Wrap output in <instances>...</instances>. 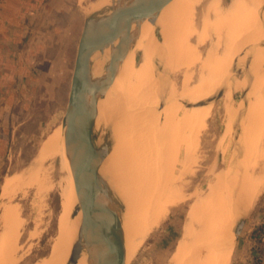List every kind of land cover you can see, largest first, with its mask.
I'll return each instance as SVG.
<instances>
[{
	"label": "rangeland",
	"instance_id": "1",
	"mask_svg": "<svg viewBox=\"0 0 264 264\" xmlns=\"http://www.w3.org/2000/svg\"><path fill=\"white\" fill-rule=\"evenodd\" d=\"M111 1L112 0H108V1L107 0H73V7L79 18L78 39L85 19L93 15L94 13L98 12L99 10L103 11L104 15L108 14L110 11L109 8L108 10L106 8L108 6H111ZM219 1L221 3L222 8H225V6L229 3V0H219ZM104 3L106 4L109 3V5L104 6ZM201 5L202 2L200 1L192 9L191 18L194 25V31L196 32L193 35H191V37L189 38V43H191L192 45H195V41H196L195 34L200 35V31L202 27L201 20L202 17L204 16V13ZM154 27L155 28H153L152 34L155 36V40L157 44H159L162 41V31L159 29L158 25ZM207 28L204 27L203 29H205V31L202 30L204 31V35H205L204 37L202 34V37H204L203 38L204 43L196 48L198 56L195 58L193 57L194 59H190V57L192 56H187L188 61L186 58V62H188V64H186L185 62L186 66L183 67L184 65L183 63L182 66H179L181 63L180 64L178 63L179 65L175 63L176 65H178L177 70L173 69L175 70L173 71L171 68L170 71V66L166 67V69L164 70L165 63H163L164 61H162V58L158 59L155 57L153 60L154 72L156 74L158 73L162 75V78L164 80H163V84L160 83L161 81L153 83V89L155 87L154 86L155 83L157 84L153 92V94L157 95V98H156V104L154 106L149 105L150 109L153 107L152 110L160 114L162 108L165 105L166 96L167 97L169 96L170 98L173 99L171 105L179 104V107L178 106L174 107L172 108L173 110L182 109L185 111H195V110H200V108H202L199 115L196 116L197 120L196 121L190 120L189 123L190 127L184 128L185 125H187L188 123L187 124L185 123V125L182 124V127L184 126L183 127L184 129L182 128L183 133L182 132L179 133L178 132L179 130L175 131L176 128L174 129V127L177 125L170 127V128L173 127L171 129V134L175 132L176 133L175 136L180 135V137L178 138L179 139L182 138L183 140H185L183 141L178 139L179 140L178 142L183 141L180 142L182 143L181 145L180 144L178 145V143L176 142L177 140H175L176 138L174 139L175 142L171 140L170 141L168 140L166 142L159 141L160 138L161 140L162 139L167 140L169 139V137H171V134L169 136L170 129L166 131L167 133L169 131L168 134L166 132H165L166 135L163 134L164 136L168 135L167 138L164 139V137L161 135L163 132L160 133V131L154 124H152V127L156 130L152 128L151 134L147 135L149 138L146 136L145 141L147 142L149 141L150 143H152L155 141L154 139L155 136L157 137L161 135L160 138H156L159 139L158 141L157 140L155 141L156 144L155 142L152 144L149 143L147 144V142L144 141V136L143 138L142 136H140V138H142L140 139L137 134H135L134 137H132L131 139H130L131 136L129 135L128 138L126 134H130V132L127 130L128 128L125 126L126 123L123 121L130 119L133 111H131V108L130 110H125L126 107L124 103L128 97L126 95L127 93L125 92L126 89H123L120 92L119 90L115 92L119 94V95L116 94L118 100L116 98L114 99V101H112V103H109L107 105L105 104L106 107L108 106L107 107L108 109L104 106L105 107L104 110L102 109L101 111L104 114V115L102 114L103 117L102 124H100L97 127L95 124H94L95 126H93V128H95L93 129L92 132V144L94 146V149L99 151L103 147L105 148V156L102 158L103 161L101 160V165L107 158H110L109 159L111 164L110 172L113 173L115 172L116 174V175L115 174L110 175V173H107V177H104L105 186L108 188L110 193L115 196V197L113 196L112 199L113 201L115 200V202H117L119 206H121L119 207L120 210H122V208L125 207L124 210L125 219H127L129 212L131 210H133L134 213L136 214L146 213V211L149 209V202H151V200L154 201L153 199L156 200L155 198L156 196L153 197V195H158L155 194L156 193L155 191L158 188L155 189L154 187L160 186L161 188L162 186H165L162 188H166V186L167 187L171 185L175 186L174 188L175 191L173 192V194H170L169 196L170 197L169 201H171V203L169 202V204L168 203L166 204V201L163 198L165 203H162L163 205H161L157 209L159 211V214L158 215L156 214L157 218L155 219V222L149 225L148 226L149 230L147 229L146 230L147 232H144V234H142L139 237L138 247L136 248L135 252L131 256L127 264H167L168 260L173 254L176 243L180 237L181 228L185 221L186 212L189 206L196 198V195L205 192L206 190L205 187L209 185L212 180V176H211L212 172L214 174L221 171L222 174H224L225 176L227 175V177L225 178L227 179L225 180V183H229L231 181L230 179H232L230 172L231 171L233 172V168H234L233 166L236 165V161L239 158V156L237 157L238 154L237 148H239L238 139L240 133V124L243 117L240 104L244 102L245 93L248 92L254 77V75L248 74V70L246 67V63L248 62V58H249V52L252 46L245 44L241 46L240 51L237 52V50H239L238 48L235 51L236 53L233 54L234 56L232 55L228 68L226 70V76L230 80L245 79L246 83L244 82V85L241 90H237V89L234 90L232 87L226 85V83L223 80L221 82L219 81L216 84L213 81L212 84H214V86L209 85L213 87L210 93H209L210 90L207 87H204L203 88L204 90H202L205 91V95L203 93L204 95L203 98L201 95H199L200 96L199 98L197 96L198 94H195L198 98L195 97L193 99L192 96V98L190 99L192 101H189V98L187 97L190 96V93L192 94V92H190L191 89H193L191 86L193 87L196 86L197 78L198 76H200L199 74H202L203 76L209 75L208 72H210V70L208 66H210V64L213 63V60L215 59L213 58V55L210 56L207 54L209 48L216 43V37L213 31L211 30V28L208 29ZM76 48H77V43L71 51L69 68H67L66 70L67 74L64 78H62V81L60 83L55 84L54 86L51 84L47 86H41L40 91L35 96V102L32 108L31 118L34 119V121L36 122L37 121H41V122L40 124L31 123L28 129L24 130V133L23 132L18 134L15 133L13 139L14 141L10 150V154L7 159L6 169L3 173V181L5 182L7 181V179H9L11 185L9 184V187L7 188V190H5L6 191L5 194L2 192L3 189L1 190L2 193L0 194V236L3 233H5L9 228L15 231V233L18 232V235L16 233L17 240L15 239L16 241L15 244L17 246L16 257L18 258V261L15 264H36L41 260L47 259L51 255L53 248L52 244L58 235V218L60 216V211H61V197H60V188H59L60 185H58L60 173L58 171V164L56 159H52V158L44 159V157L40 158L39 152L41 148L40 145L42 144L44 139L56 128H60V126L63 127V119L65 117V110L67 106ZM220 50L222 51V46H220ZM241 54H244L245 59L240 57L242 56ZM215 55L219 57L221 56V53L219 55L216 53ZM180 58L182 60L178 59L177 61V59L175 58L173 59L176 60L177 62H180L179 60H181L182 62L185 61L184 58H182V56ZM198 58L199 60L196 61L195 59ZM134 60L136 64L140 62L141 60L140 52H137L135 54ZM108 61H109V57H108ZM202 61H205V63ZM206 61L207 62L209 61L211 63L209 62L206 63ZM172 62L174 65L173 60ZM189 62L190 63L193 62V63L189 65ZM187 65L189 66L187 67ZM201 65L204 66L203 69H200ZM104 69L103 72L105 71ZM184 74L189 75V77L186 75V77L188 78L185 79H187L188 81L186 80L187 83L185 84V86H183L182 84L184 80L183 77L185 76ZM209 82L211 81L208 80V83ZM205 84H207V81ZM176 85L177 87H175ZM181 86L184 88V90L181 88ZM205 86H208V84ZM110 87L112 88V84ZM109 88L107 92L111 90V88L110 89ZM187 88L189 89L191 88L190 91ZM206 88L209 91H207ZM228 88L230 90L229 91L230 96L229 99L225 101L224 96L228 91ZM181 89L183 91L188 90L187 95H185L186 98L184 97V99H182L184 95L183 96L180 95L184 93ZM122 91L125 93H123ZM172 91L173 93H170ZM177 92L178 93L182 92V93L178 94ZM177 94H178L177 97L178 99L175 97L177 96ZM179 95H180V99H179ZM99 100L102 101V98L98 99L97 102H99ZM198 103H203V105L197 106ZM98 106L96 105L97 109H95V111L99 110ZM137 107L138 106H136V108ZM136 108L134 112L135 114L143 112L142 110L140 111L139 109ZM142 108H144V106H142ZM203 108H205V110ZM136 110H138L139 112ZM97 111L95 118H97L98 114L100 113V112L98 113ZM120 111L122 112V114L123 112H125L126 116L129 117H125L124 115L122 116ZM159 114L156 117H158ZM119 115L120 117L122 116V118H120ZM138 116L136 118L137 119L136 124L140 126L139 121L144 120L145 118L144 115L142 116V114H139ZM160 121H162L161 116H160ZM178 126L181 127V125ZM228 127L230 128L228 129ZM122 128L124 131L122 130ZM190 129L191 132H189ZM192 130L195 133H193ZM181 134H184V136L181 137ZM172 138L173 136L171 137V139ZM185 138H187V140ZM163 142H165V145L167 146H163L162 145ZM153 144L155 145L153 146ZM160 144L161 147L163 146L162 148L167 147L166 150L164 149H163L164 151L161 150ZM156 145L158 146L159 152L157 151V149L153 148ZM147 146L149 147L151 146L150 148L154 151H152L150 148L149 149L151 151H147L148 150ZM155 150L158 152L156 155H154L156 153ZM141 151H144V153ZM128 152L130 153V155L128 154ZM150 153H152L153 156H151ZM111 155H113V157ZM120 155L123 157H121ZM175 156L176 158H173L174 161H172L173 159H171V157H175ZM117 158H119V160ZM150 160L152 162H150ZM124 163L126 164L124 165ZM128 164L129 165L131 164L130 165L131 167H129ZM122 169H124L125 171ZM126 169L128 170L126 171ZM139 170L141 173L139 172ZM129 171L130 174H128ZM140 174L141 176L142 175L143 176L140 177ZM112 175L113 176L115 175L114 176L115 178ZM111 176L115 180L117 178L120 179L118 181L119 184L118 182H115V180H113ZM28 177L30 178L28 179ZM180 177L181 179H178ZM159 178H161V180ZM144 179L146 180L144 181ZM108 183H110V185ZM153 183L156 184V186H154ZM107 184L112 189H110L107 186ZM152 188H154L155 191ZM160 188L158 189L157 193H161V191L164 190V189L160 190ZM150 190L152 191V194L150 193ZM128 191H130L131 193H128ZM146 192H148L149 194L146 195L147 194ZM160 195L157 196V199L159 200H160L159 197ZM146 196H149V198H147ZM5 211L8 214L6 217L3 218V213ZM261 216L262 219H264V190L252 203V205L248 208V210L244 214L239 216V218L244 217L245 219V226L243 230L244 233H246V231L250 229L254 225V223H256L257 221L256 219H259L258 225H260L261 223L260 221H262ZM7 217L9 218L7 219ZM19 218L21 221L19 220ZM137 220H138L137 222L141 221L140 218H137ZM7 221L8 222L10 221L12 223L10 222L8 223ZM19 221L21 224L19 223ZM121 222L122 219L120 221V225ZM17 223L19 226L18 229L16 228ZM9 224L10 225L13 224V228L11 227L12 225L10 226ZM235 225L236 223L234 224V227ZM137 227L139 228L138 225ZM140 227H142V225H140ZM75 228L78 229L77 226ZM134 231H138V229L135 228ZM244 238L245 236L242 237V239ZM76 240L77 237L73 245L75 244ZM240 243H244V241L241 240ZM73 245L71 246V249ZM236 246H237V241L235 240L234 237L229 264H231L233 257L235 256ZM69 255L67 257L66 263L69 259Z\"/></svg>",
	"mask_w": 264,
	"mask_h": 264
},
{
	"label": "bare ground",
	"instance_id": "2",
	"mask_svg": "<svg viewBox=\"0 0 264 264\" xmlns=\"http://www.w3.org/2000/svg\"><path fill=\"white\" fill-rule=\"evenodd\" d=\"M200 1L202 2L201 6L203 8V13H204V16L202 17L201 20L202 27H201L200 35L195 34L196 37L195 45H192L191 43H189V38L191 37V35L196 33L194 31V25L191 18L192 9ZM106 5L108 6L109 3L107 4L104 3V6ZM156 25H158L159 29L162 31V41L159 44H157L155 40V36L152 34L153 28H155L154 26ZM156 25H151L147 20L131 25L130 33L131 35H133L132 36L133 42L131 43L127 54L125 55V57H123L121 63L119 64L117 74L112 82V88L110 87L111 90H109L108 92L106 91V93L102 97V101L99 100V102H97L96 104L97 106L99 105L98 106L99 110L96 111L100 113L98 114L99 117L97 116V118H95L96 120L94 124L96 125V127L102 124L103 112L101 111L102 109L104 110L107 104L112 103V101H114V99L117 98L116 94L118 93L115 92H117L118 90L120 92L121 90L126 89V91L125 90L124 91L127 93L126 95L128 97L127 99L125 98L126 96L124 97L127 100V101L125 100L124 103L126 107L125 110H130L131 108V111H133L131 118L130 119L126 118L127 120L123 121L126 123L125 126L128 128L126 129L130 132V134H126L129 132L125 133L128 136V138L129 135L131 136L130 137L131 139L132 137H134L135 134H137L139 138L140 136H142V138L144 136V141H145V137L147 135H150L152 132V128H153L152 124H154L158 128L160 133L163 132L161 135L164 137V139L167 138L168 136V135L164 136L166 135L167 133L166 131L168 129H170V133L168 131L170 136L171 129L173 128V127L170 128L171 126L177 125L174 127V129L175 128L177 129V130L175 129V131L179 130L178 131L179 133L181 132L183 133L182 128L184 126L182 127V124L185 125V123L186 124L188 123L187 125H185L184 128L190 127L189 125L190 120L196 121L197 120L196 116L199 115L202 108H200V110H195V111H185L182 109L173 110L172 108L177 106L179 107V104L171 105L173 99L170 98L169 96L168 97L166 96L165 105L162 108L160 114L157 113L156 111H153L152 110L153 107L151 109L149 108L150 106H154L156 104V98H157V95L153 94L157 84L155 83L154 85L155 87L153 89V83L161 81L160 83L163 84V80H164L162 78V75L158 73L156 74L154 72L153 69L154 58L155 57L158 59L162 58V61H164L163 63H165L164 70L168 66H170V71L171 68L172 70L173 69L177 70V67L180 63L181 64L179 66H182L183 64H184L183 67L186 66L185 62L187 56H192L190 57V59H194L195 57H197L198 53L196 48L204 43L203 38L205 37L204 35L205 29L203 28L204 27L211 28V30L213 31L216 37V43L209 48L207 54L210 56L213 55V58L215 59L213 60V63L208 61L209 63H211L210 66H208L210 72H208L207 70L210 76L208 75L209 76L208 77L199 74L200 76H198L197 78L196 86L194 87L191 86L193 88V89L190 88L191 91L189 88H187L190 92H192V94L194 93L192 95L189 92L190 96L187 97L189 98V101H192L190 100L192 96L193 99L195 97L200 98L199 95H201L203 98V96L205 95V91H202L204 90L203 89L204 87H207L210 91L207 88L206 89L210 93L211 89L213 88L212 86H214V84H212L213 81L216 84L219 81L221 82L223 80L226 83V85L232 87L234 90L235 89L241 90L244 85L245 79L230 80L226 76V70L228 68L232 55L236 53L235 51L238 48L239 50H237V52H239L241 46L245 44L252 46L249 52V58H248V62L246 63V67L248 70V74L254 75V77L248 92L245 93L244 102L243 103L241 102L242 104H240L243 117L240 124V133L238 139L239 148L236 147L238 151L237 157L239 156V158L236 161V165L233 166L234 167L233 172L232 171L230 172L232 179H230L231 181L229 183H225V180H227L225 179L227 175L225 176L224 174H222L221 171L214 174L212 172L211 175L212 180L210 184L205 187L206 189L205 192L196 195V198L189 206L186 212L184 224L181 228L180 237L176 243L173 254L171 255L170 259L167 262V264H229L231 252H232V246L234 242V235H233L234 224L236 223L237 218L248 210V208L252 205V203L264 190V0H229V3L225 6V8L221 7V3L219 0H169L167 5L161 10L160 14L158 15ZM202 34L204 37H202ZM115 43L116 42H114V45ZM220 46H222V51L220 50ZM114 47L115 46L113 45H109L105 49H103V51L99 53L96 52L95 54H93V56L90 59L89 81L94 83L101 78L103 74V69L105 65L108 63V57L110 53L113 51ZM137 52L141 53V60L138 64H136L134 60L135 54ZM219 52L221 53V56L218 57L215 54L217 53L219 55L220 54ZM180 55L182 56V58H184L185 60V61L183 60L184 62L181 61L182 59L180 58L181 57ZM241 55L242 56L240 57L244 58V54ZM173 58L177 59V61L178 59L181 60H179L180 62H177ZM172 60L174 61V65ZM195 60L197 61L199 60V58ZM202 62L205 63V61ZM208 62L206 61V63ZM175 63L177 64L179 63V64L176 65ZM192 63L189 62V65ZM186 64H188V62H186ZM189 65H187V67ZM203 68L204 66L201 65L200 69ZM184 75L185 76L183 77V79L185 81L183 80L182 83L183 86H185V84L188 81L185 78L189 77V75L187 74ZM186 75L188 77H186ZM208 80L211 81L209 82L211 84L208 83ZM206 81L208 86L212 85L209 86L210 88L208 86H205L207 85L205 84ZM175 87H177V85ZM181 88L184 90L182 86ZM173 91L170 93H173ZM187 91L185 90L183 91L184 92L183 94H180L181 96L184 95L182 99H184V97L186 98L185 95H187ZM229 91L230 90L228 88L226 94L224 93L225 101L229 99L230 96ZM178 94L177 96H175L176 98L178 97ZM195 94H198L197 95L198 97ZM180 95H179V99H180ZM136 106L138 107L136 108ZM142 106H144V108H142ZM134 107L136 109H139L140 111L142 110L143 112L135 114ZM203 109L205 110V108ZM120 113L122 114L121 111ZM139 114H142V116L144 115L145 118L144 120L139 121L140 126L136 124V120H137L136 118ZM158 114L159 116L156 117ZM123 115L125 117H129L126 116L125 112H123L122 116ZM122 116L120 118H122ZM160 116L162 118V121H160ZM178 125H181V127H179ZM229 128L230 127H228V129ZM189 132H191V129ZM175 134H176L175 132L171 134V137L173 136L172 139L171 137H169V139L167 140L166 139L161 140L160 138L161 135L157 137L154 135L155 136L154 139L155 141L156 140L158 141L159 139L156 138H160L159 141L166 142L168 140L174 141V139L176 138L175 140H177L176 142L178 143V145L179 144L181 145L182 143L180 142H183L185 140H183L182 138L179 139L178 137H180V135L177 134L178 136H175ZM183 136L184 134H181V137ZM178 139L183 141L178 142L179 141ZM185 139L187 140V138ZM165 142H163L162 144L163 146H167L165 145ZM148 143L152 144L149 141L147 142V144ZM155 144H153V146ZM40 146H41L39 152L40 158L44 157V159L52 158L57 160L58 171L60 173L58 185H60L59 188H60V197H61V211H60V216L58 215L59 218L57 217L58 235L52 244L53 248L51 255L47 259L41 260L36 264H66V260L69 255L71 246L73 245L76 237H78V232L82 219V212H81V207L79 205V201L77 199V195L75 193L73 173L67 155V150L65 145V128L60 126V128H56L55 130H53L44 139V141ZM150 147L147 146L148 149L147 151L152 150ZM155 147L153 148L157 149L158 151V146L156 148ZM162 147L160 148L161 150L163 149L166 150L167 148V147L166 148L165 147L162 148ZM157 151L155 154L153 152L152 153L156 155L159 152ZM141 152L144 153V151ZM152 153H150L151 156H153ZM128 154L130 155L129 152ZM111 156L113 157V155ZM173 158H176V156L171 157V159ZM109 159L110 158H107L100 166L99 170L97 171V180L99 182H102L104 185H105L104 177H107V173H110V175L115 174V172L114 173L110 172L111 164ZM117 159L119 160V158ZM172 161H174V159ZM150 162L152 161L150 160ZM125 164L126 163H124V165ZM130 165L129 167H131ZM127 170L128 169H126V171ZM128 174H130V171ZM142 176L140 174V177ZM29 178L30 177H28V179ZM159 179L161 180V178ZM178 179H181V177ZM119 180L120 179L117 178L115 182H118ZM145 180L146 179H144V181ZM9 181L10 180L7 179V181H5L4 184L2 185V189H3L2 192L4 194L6 193L5 190H7V188L9 187L10 184ZM108 184L110 185V183ZM154 186H156V184H154ZM108 187L110 188V186ZM162 187L161 188L160 186L154 187L155 189L156 188L158 189L160 188V190L164 189L161 191V193H157L158 189L155 191V189L152 188L156 192L155 194L158 195L163 194V195L159 196L160 200L157 199L158 195H153V197L156 196L155 197L156 200L153 199L154 201L151 200V202H149V209L146 211V213L136 214L134 213L133 210H131L129 212L127 219H125V215H124L125 207L122 208V210L118 211L117 215L119 217V221H121L122 219L121 233H122V248H123L122 251H123L124 264L128 263L131 256L138 247L139 237L142 234H144V232H147L146 230L148 229L149 225L155 222V219L157 218L156 214L157 215L159 214V211L157 209L161 205H163L162 203H165V201L166 204L167 203L169 204V202L171 203V201H169L170 198L169 196L170 194H173V192L175 191L174 190L175 186L171 185L169 187L166 186V188H162ZM148 192H146L147 193L146 195L149 194ZM128 193L131 192L128 191ZM150 193L152 194L151 190ZM149 196L146 197L149 198ZM163 198L165 201L163 200ZM7 214L8 213H6L5 211L3 213V218L6 217ZM8 218L9 217H7V219ZM137 218H140L141 221L137 222L138 221ZM136 224L139 226V228L137 227ZM11 225L10 226L13 228V224ZM140 225H142V227H140ZM76 226L78 229L75 228ZM18 227L19 226L17 223L16 228L18 229ZM135 228L138 229V231H134ZM16 233L18 235V232ZM16 233L15 231L9 228L5 233H3L0 236V264H15L18 261V258L16 257L17 246L15 244ZM90 256L91 254L89 253V250L83 246V249L81 250L75 264H95V261L90 259Z\"/></svg>",
	"mask_w": 264,
	"mask_h": 264
},
{
	"label": "water",
	"instance_id": "3",
	"mask_svg": "<svg viewBox=\"0 0 264 264\" xmlns=\"http://www.w3.org/2000/svg\"><path fill=\"white\" fill-rule=\"evenodd\" d=\"M168 1L112 0L111 6L106 8L110 13L104 15L99 10L83 23L63 119L67 155L82 212L77 241L66 264H75L83 246L89 250L90 259L95 264H124L121 225L117 215L121 206L113 201L108 188L97 180L105 148L98 151L92 144L95 109L98 99L111 86L119 64L130 48L133 41L131 25L144 20L155 25ZM109 45L115 47L109 55L105 73L92 83L89 81L90 59ZM200 105L203 103L197 106ZM238 218L233 229L236 241L245 226V219Z\"/></svg>",
	"mask_w": 264,
	"mask_h": 264
},
{
	"label": "crops",
	"instance_id": "4",
	"mask_svg": "<svg viewBox=\"0 0 264 264\" xmlns=\"http://www.w3.org/2000/svg\"><path fill=\"white\" fill-rule=\"evenodd\" d=\"M78 25L73 0H0V194L15 133L40 124L31 118L35 96L66 76ZM256 220L239 236L231 264H264V247L255 261Z\"/></svg>",
	"mask_w": 264,
	"mask_h": 264
},
{
	"label": "trees",
	"instance_id": "5",
	"mask_svg": "<svg viewBox=\"0 0 264 264\" xmlns=\"http://www.w3.org/2000/svg\"><path fill=\"white\" fill-rule=\"evenodd\" d=\"M262 228V225L255 227L251 235L255 243V250L257 254V256L255 257L256 262L261 260V255L264 247V241L262 240Z\"/></svg>",
	"mask_w": 264,
	"mask_h": 264
},
{
	"label": "built area",
	"instance_id": "6",
	"mask_svg": "<svg viewBox=\"0 0 264 264\" xmlns=\"http://www.w3.org/2000/svg\"><path fill=\"white\" fill-rule=\"evenodd\" d=\"M262 225V240L264 241V220L260 223ZM259 226V225H258Z\"/></svg>",
	"mask_w": 264,
	"mask_h": 264
}]
</instances>
